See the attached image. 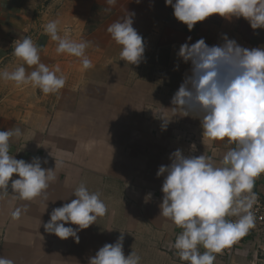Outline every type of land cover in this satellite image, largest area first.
Listing matches in <instances>:
<instances>
[{
    "label": "crops",
    "instance_id": "0c3cea01",
    "mask_svg": "<svg viewBox=\"0 0 264 264\" xmlns=\"http://www.w3.org/2000/svg\"><path fill=\"white\" fill-rule=\"evenodd\" d=\"M41 2L0 0V72L23 64L12 50L27 36L40 46V62L50 69L58 65L57 75L63 74L66 84L44 95L32 85L0 79V130L20 128L23 135L11 139L10 155L26 162L34 156L46 159L42 167L52 169L56 179L46 199L21 200L11 182L7 192H0V256L15 264H88L123 232L125 256L134 251L140 264H183L168 250L181 229L160 216L164 177L156 172L171 163L176 149L219 164L232 145L203 138L198 118L173 116L178 109H172V97L191 68L177 56L178 49L188 37V43L204 38L209 46L221 44L223 33L243 47H264V29L253 30L244 18L229 21L213 14L189 31L165 0H117L87 29L93 12L110 7L106 0H49L42 11ZM128 12L135 14L133 27L146 44L145 61L138 66L120 60L121 46L107 32ZM44 17L47 23L58 21L61 36L67 32L72 41L89 42L85 55L91 69L84 70L80 58L56 52L58 42L44 34ZM24 66L26 72L34 70ZM157 112L170 120L166 129ZM82 183L100 194L108 213L79 231L78 243L46 232L51 211L75 199L72 193ZM254 190L264 203V175ZM17 208L27 210L13 219ZM215 264H264V213L234 254L228 260L217 254Z\"/></svg>",
    "mask_w": 264,
    "mask_h": 264
},
{
    "label": "clouds",
    "instance_id": "9594fccd",
    "mask_svg": "<svg viewBox=\"0 0 264 264\" xmlns=\"http://www.w3.org/2000/svg\"><path fill=\"white\" fill-rule=\"evenodd\" d=\"M106 2L110 7L105 12H110L117 0ZM165 5L172 7L175 19L189 31L213 14L229 21L244 18L253 30L264 29V0H165ZM134 15L128 12L110 24L107 32L121 46L120 60L138 66L145 61L146 44L133 27ZM44 34L58 42V54L80 58L84 70L93 67L85 55L89 42L72 41L67 32L61 36L58 21H49ZM221 37V44L211 46L204 38L188 43L191 37L180 45L177 56L190 62L191 68L171 103L172 109H178L173 116L199 119L203 138L226 141L232 147L219 164L204 154L185 155L176 149L169 155L171 163L160 165L156 172L157 177H164L160 216L181 229L168 250L183 264H215L217 254L231 249L256 226L253 209L259 196L254 188L256 180L264 175V47H243L226 33ZM16 41L12 54L23 64L14 71L0 72V79L18 86L32 85L44 95L63 89L66 77L57 75L61 73L58 65L50 69L40 62V46L27 36ZM24 65L34 66V70L26 72ZM163 118L162 127L166 129L170 120ZM22 135L18 127L0 130V192H7L11 182L21 200L46 199L47 189L56 179L52 169L42 167L47 160L34 156L26 162L10 155L11 139ZM14 174L18 178L13 179ZM72 194L75 199L55 207L43 227L61 239L72 237L78 243V232L104 217L108 208L100 194L89 191L83 183ZM150 198L151 194L145 200ZM26 210L17 208L12 218L19 219ZM121 233L114 243L100 247L88 264H140L141 257L134 251L125 256ZM0 264L15 261L0 256Z\"/></svg>",
    "mask_w": 264,
    "mask_h": 264
},
{
    "label": "built area",
    "instance_id": "2783aa9c",
    "mask_svg": "<svg viewBox=\"0 0 264 264\" xmlns=\"http://www.w3.org/2000/svg\"><path fill=\"white\" fill-rule=\"evenodd\" d=\"M258 196H259V203L256 206H254V209H253L255 216H256V222L262 219V216L264 213V203L259 193H258ZM240 241L241 239L236 244H234L231 249H226L221 255L228 260L236 251L237 246L239 245Z\"/></svg>",
    "mask_w": 264,
    "mask_h": 264
},
{
    "label": "rangeland",
    "instance_id": "374dc122",
    "mask_svg": "<svg viewBox=\"0 0 264 264\" xmlns=\"http://www.w3.org/2000/svg\"><path fill=\"white\" fill-rule=\"evenodd\" d=\"M48 4H49V0H42L41 2V7L39 9L44 10L46 9V7L48 8ZM106 12H101V11H95L93 12V15L91 16V19L89 20V22L87 23V29L88 28H91V27H94L95 24L99 21V19H101L102 17H105V14ZM104 14V15H102ZM42 21L47 24V19H42Z\"/></svg>",
    "mask_w": 264,
    "mask_h": 264
}]
</instances>
